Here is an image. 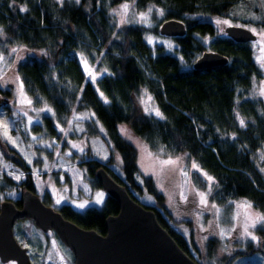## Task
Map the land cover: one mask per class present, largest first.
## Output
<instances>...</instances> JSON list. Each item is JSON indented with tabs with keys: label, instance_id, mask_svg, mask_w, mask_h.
Here are the masks:
<instances>
[{
	"label": "trees",
	"instance_id": "16d2710c",
	"mask_svg": "<svg viewBox=\"0 0 264 264\" xmlns=\"http://www.w3.org/2000/svg\"><path fill=\"white\" fill-rule=\"evenodd\" d=\"M248 1L0 0V29L4 34L0 36V53H8L12 46L29 50L16 62V72L32 105L51 109L42 111L30 124L29 132L60 137L59 129L67 124L72 112L94 113L87 122L88 132L99 134L100 127L103 129L104 140L122 159L123 176L112 170L111 156L106 162L90 156L79 164L87 169L92 187H101L95 171L104 166L137 201L133 191L142 197L153 196L158 206L139 202L155 211L161 225L191 257L186 237L163 214V195L153 178L138 181L137 150L121 135L119 124L127 125L152 151L162 148L172 155L185 153L196 161L213 177L212 199L224 203L244 198L264 213V175L256 162L257 150L264 147V99L251 95L254 81L263 78L264 71L255 59L252 41L238 42L225 32L217 35L213 23L191 17L225 16ZM127 2L134 3L138 10L157 6L164 11L163 21L174 18L186 23V34L173 37L177 43L173 52L146 40L147 31L159 32L157 26L115 25L110 9ZM21 7L28 11H20ZM195 34L212 36L208 47ZM205 50L228 56V62L194 68V61ZM83 58L107 69L96 84L89 79ZM143 90L151 94L163 119L143 110L139 99ZM11 96L10 89L0 87V106H5L2 99ZM240 119H244V126ZM2 155L26 174L18 183L7 176L3 179L22 190L36 191L29 164L0 137V158ZM193 176L204 188L200 175L193 172ZM42 200L51 205L45 197ZM14 202L20 206L21 198ZM55 209L80 226L105 233L106 217L118 213L120 207L107 194L100 206L78 210L62 203ZM257 234L262 237L260 251L264 256V228ZM209 242L213 246L215 240Z\"/></svg>",
	"mask_w": 264,
	"mask_h": 264
},
{
	"label": "rangeland",
	"instance_id": "374dc122",
	"mask_svg": "<svg viewBox=\"0 0 264 264\" xmlns=\"http://www.w3.org/2000/svg\"><path fill=\"white\" fill-rule=\"evenodd\" d=\"M131 5L127 19L130 21L125 24H143L149 28L159 27L163 21L164 11L154 5H150L145 10H138L134 3L127 2ZM122 5V4H121ZM121 5L110 9V15L116 26H122L120 23L121 16L118 14L122 11ZM147 22H140V13H148ZM162 12V14H161ZM264 16V8L260 7V0H250L246 3L238 4L225 16H194L203 21L213 23L217 31V35L224 33L228 25H243L249 29L256 28L260 31L264 28V20H254L252 15ZM228 20L230 24H216V20ZM223 29V31H221ZM257 35V34H256ZM4 37L3 35H0ZM205 46L208 45L212 36H200L195 34ZM146 40L154 44H162L166 51L173 52L177 43L172 36H166L161 33H154L149 30L145 34ZM151 38V40L149 39ZM169 44L172 47H169ZM255 59L264 71V62L261 58L264 57V42L257 35V39L251 42ZM208 47V46H207ZM16 48L13 53L11 50ZM29 52L23 46H12L8 53H0L4 57L0 61V87L2 89H10L12 96L8 99H2L5 106H0V125L7 123L8 136L17 143L13 144L10 139L4 136V129L0 127V137L9 145L15 147L22 157L29 164L32 178L35 184V190L41 198L46 200L54 208L62 203H69L75 209L82 210L88 206H100L102 203H95L96 193L104 194L103 201L107 196V192L102 188H93L89 180L87 169L79 164L81 160L95 157L103 162H106L111 156L113 163L112 170L120 177L123 176L121 166L122 159L120 155L113 151L103 138V129L99 134L88 132V121L93 117L90 111L72 112L65 126H61L60 137L45 136L44 133L34 134L29 132L30 124L37 121L42 115V111L31 104L22 103V99L27 95L24 87L21 96V79L19 78L15 65L16 62L22 59ZM86 59H82L85 68ZM88 70H86L89 79L94 84L95 80L104 72L103 68H97L87 61ZM91 71L95 75V80L89 75ZM264 88V76L261 79L254 81L251 95H259L260 90ZM151 96L149 92L143 90L140 96V104L145 109L143 101ZM152 97V96H151ZM31 100V99H30ZM150 106L157 108L153 98L150 101ZM145 111V110H144ZM147 113V112H146ZM26 114V115H25ZM83 115V119L76 120L77 115ZM88 117H91L89 119ZM31 121V122H30ZM92 122H95L92 120ZM78 126V127H77ZM83 128L84 131L79 129ZM127 130V136L121 133L120 129ZM121 135L137 150V163L139 167L138 181L142 182L143 177L151 176L154 185L159 193L163 195V214L169 221V224L179 230L187 239L189 251L193 258L202 264H264V256L260 248L263 247L262 237L257 234L259 228H264V225H257L256 228L250 229L258 238L252 240L250 237L243 236V222L245 212H250L253 215L260 213L253 207L246 209L241 207L244 202H249L244 198L228 199L224 203H219L211 198V192L214 185V180L208 181L204 172L197 171L191 167L194 161L187 154H169L162 148L157 151H152L127 125L119 124ZM131 137L129 139L128 137ZM79 144L80 148H74L73 144ZM149 152L153 155L149 156ZM105 156L107 158L105 159ZM180 158L178 165L166 167L161 171L159 160ZM264 147L257 150L256 162L260 170H264ZM31 161V163H29ZM200 168V167H199ZM145 169L148 171L146 172ZM187 172V176L182 174ZM193 172H197L205 183V187L201 188ZM264 175V171H262ZM25 172L19 166L7 160L3 155L0 158V201L3 199L16 200L22 195V189L18 184L11 185L7 183L3 176H7L12 180L21 182L25 178ZM16 176H21V179L16 180ZM139 201L148 204L157 205L156 199L146 194L139 196L133 191ZM208 193L207 205L200 203L199 193ZM184 197H187L185 200ZM60 201L57 203V201ZM87 201V206L84 208L78 207L79 204ZM224 229L228 234L224 237L220 236V230ZM14 236L17 241L27 248L32 262L36 264H73L75 256L70 247L61 240L55 230H41L32 219H18L13 227ZM207 237V239H204ZM214 239L215 243L210 246V240ZM242 253V254H241ZM63 258V259H61ZM0 264H16L14 260L2 262Z\"/></svg>",
	"mask_w": 264,
	"mask_h": 264
},
{
	"label": "water",
	"instance_id": "95a60500",
	"mask_svg": "<svg viewBox=\"0 0 264 264\" xmlns=\"http://www.w3.org/2000/svg\"><path fill=\"white\" fill-rule=\"evenodd\" d=\"M159 32L166 36H183L187 26L181 19H166L159 26ZM224 32L238 42L257 39V35L245 26L228 25ZM227 62L228 56L205 50L194 61L193 67L207 68ZM95 176L120 207L118 213L106 217L105 233L65 218L61 211L46 204L36 191L26 188L22 190L20 206L11 199L0 201V260L36 264L27 248L17 241L13 230L18 219L29 218L43 231L55 230L73 251V264H202L161 225L155 211L137 201L104 166L96 169Z\"/></svg>",
	"mask_w": 264,
	"mask_h": 264
},
{
	"label": "snow or ice",
	"instance_id": "6c2138e0",
	"mask_svg": "<svg viewBox=\"0 0 264 264\" xmlns=\"http://www.w3.org/2000/svg\"><path fill=\"white\" fill-rule=\"evenodd\" d=\"M77 3H79V0H76ZM131 5L129 3H123L121 5V8H122V11L120 13H118L120 16H121V19H120V23L121 24H125V23H128L130 22L128 19H127V13L130 9ZM260 7L261 8H264V0H260ZM20 11L22 12H26L28 11L27 8L25 7H21ZM152 11V9H149L148 10V13H140V22L141 23H144V22H147V17H148V14ZM162 14V12H161ZM252 19L254 20H264V16H257L255 14L252 15L251 17ZM231 22L228 21V20H216V24L217 25H220V24H230ZM237 27H243V25H236ZM221 31H223V29H221ZM250 31H252L253 33L259 35L261 37V40L262 42H264V28H262L260 31H257L256 28H251ZM0 35H3V31L2 29H0ZM151 40V38H149ZM169 47H172L171 44H169ZM13 53H15L17 51L16 48H13L11 50ZM46 55V53H45ZM4 60V57L3 56H0V61H3ZM262 62H264V57L261 58ZM85 68L86 70H88V65H87V61H85ZM105 72H107V69L104 70ZM89 75L91 76V78L93 80H95V75L89 71ZM101 95H103V93H101ZM259 95L261 96H264V88H262L259 92ZM21 96L24 97V94H23V83L21 82ZM152 100V97L151 96H148L147 97V100L143 101V103L145 104V112H147L149 115H155L156 117H159L161 119H163V114L160 112V110L158 108H154V107H151L150 106V101ZM22 103H27V104H31L32 101L30 99H27L26 97H24L22 99ZM41 111H51V109H41ZM26 115V114H25ZM94 116V113L92 114ZM83 115H77L75 117L76 120H80V119H83ZM89 119H91V117H88ZM31 122V121H30ZM240 125L241 126H244L245 125V121L244 119H240L239 121ZM0 127H2L4 129V136L7 138V139H10L11 142L13 144H16L17 142L15 140H12L11 137L8 136V125L7 123H4L3 125H0ZM78 127V126H77ZM80 131H84L83 128H80L79 129ZM61 131H64L63 129H61ZM121 133L125 134L127 136V130L125 128H121L120 129ZM129 139H131V137L129 136L128 137ZM74 148H80V145L79 144H73L72 145ZM81 151H83L82 148H80ZM161 151H163V149H161ZM153 155L152 153L149 152V156ZM107 158V156H105V159ZM264 158V157H262ZM179 160L180 158L177 157L176 159H172L171 157H169L168 159H163V160H159V164H160V169L161 171H164V169L166 167H170V166H176L178 165L179 163ZM29 163H31V161H29ZM191 167L193 169H196L197 171H202L200 168H199V165L196 164L195 162L192 163ZM145 171L147 172L148 170L145 169ZM182 171V174L184 176H187V172H183V170L181 169ZM264 171V170H262ZM204 176H206L207 180L208 181H212L213 180V177L209 176L207 173H203ZM16 180H19L21 179V176H16L15 177ZM207 195L208 193H204V192H200L199 193V196H200V203L202 205H207L208 201H207ZM103 197H104V194L102 192L100 193H96V200H95V203H103ZM184 199L186 200L187 197H184ZM60 201L58 200L57 203H59ZM87 201H85L84 203H81L78 205V207L80 208H84L87 206ZM241 207H244L246 209H251L253 206L250 202H244V204L241 205ZM257 225H264V213H257L255 215H253L252 213L250 212H245V219H244V222H243V236L245 237H250L252 240H257L258 238L253 234L252 231H250V229H254L257 227ZM220 236L221 237H224L225 235H227L228 233L224 230V229H221L220 230ZM204 239H207V237H204ZM63 259V258H61Z\"/></svg>",
	"mask_w": 264,
	"mask_h": 264
}]
</instances>
